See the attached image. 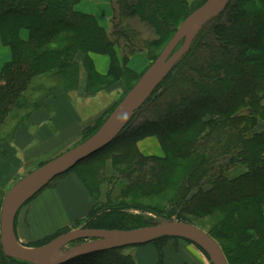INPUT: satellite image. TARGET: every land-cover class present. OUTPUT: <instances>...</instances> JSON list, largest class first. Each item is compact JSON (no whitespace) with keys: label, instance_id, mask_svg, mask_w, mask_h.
I'll return each instance as SVG.
<instances>
[{"label":"trees","instance_id":"obj_1","mask_svg":"<svg viewBox=\"0 0 264 264\" xmlns=\"http://www.w3.org/2000/svg\"><path fill=\"white\" fill-rule=\"evenodd\" d=\"M113 2L118 17L109 32L93 16L76 10L80 0H0V41L11 52L10 62L0 73L1 157L12 155L17 130L27 131L33 125L32 115L48 108V97L71 90L65 85L60 91L49 89L41 98L24 104L27 94L38 91L35 79L67 82L78 71L79 62L88 71L85 63L94 53L110 59L104 79L119 82L121 76H127L126 63L136 50L130 45L127 52L122 44L128 39L121 29L125 18L136 16L150 26L157 38L148 47L159 48L196 7L190 8L186 0ZM91 84L89 81L88 86ZM26 105L31 107L28 117L2 135L12 113ZM108 114L84 130L81 142ZM128 128L133 131L127 132ZM153 135L161 143L164 158L137 153L128 156L134 151L126 149L128 144ZM132 157L128 169L115 170L118 163L125 164ZM104 158L124 179L122 196L144 191L161 195L178 188L163 207H152L153 212L176 215L177 220L188 223L187 216L208 217L213 228L201 229L218 243L228 264H264V0H230L219 16L202 27L189 51L112 143L76 164H85L93 183L88 185L94 191L100 184L111 187ZM178 173L181 177L177 178ZM110 191L107 189L105 202L90 211L85 228L128 231L143 227L140 217L128 216L109 204ZM66 232L62 230L32 247ZM169 240L181 239L164 237L131 247L152 244L158 253L157 264H163L162 249ZM122 249L65 264H136ZM0 264L28 263L6 257L0 244Z\"/></svg>","mask_w":264,"mask_h":264},{"label":"water","instance_id":"obj_2","mask_svg":"<svg viewBox=\"0 0 264 264\" xmlns=\"http://www.w3.org/2000/svg\"><path fill=\"white\" fill-rule=\"evenodd\" d=\"M229 1L207 0L189 14L155 61L89 138L41 165L8 190L0 209V244L6 257L28 264H64L80 257L148 244L167 237L189 241L196 245L208 256L211 264H228L214 239L201 229L181 221H167L128 231L80 228L59 235L42 246L24 247L15 237L14 219L18 211L53 179L65 174L76 164L112 143L134 113L143 106L158 85L189 51L202 27L219 16ZM80 240L82 242L63 250Z\"/></svg>","mask_w":264,"mask_h":264},{"label":"rangeland","instance_id":"obj_3","mask_svg":"<svg viewBox=\"0 0 264 264\" xmlns=\"http://www.w3.org/2000/svg\"><path fill=\"white\" fill-rule=\"evenodd\" d=\"M81 1L82 0H80V3ZM113 1L114 0H83V10L91 12V14H88V15L93 16L100 27L110 32L114 28L113 21L116 20L118 17L117 14L114 12V2ZM186 1L188 2V5L192 9L196 5V7L190 12L191 14L193 11H195L200 6H202L207 0H186ZM184 19L180 21V23L177 25L175 32L180 26V24L184 21ZM121 29L124 30L128 36V39L126 42L122 40L124 49L128 52L130 45H133L136 49L134 52V55H132L126 63L125 68L128 70L127 76L126 75L125 77L121 76L120 80H118L119 82H114L112 79H104L105 76H100L94 71V67H93L94 65L92 62V58L90 57V55L94 53H90L88 55V62L85 63V66L88 68V71H86L85 67L82 66V63L79 62L80 66H79L78 71L76 70L72 74L71 79H69L67 82L64 81V82L56 83V81L51 80L48 77H41V78L35 79L34 85L38 87V91L27 94L24 99V104L25 103L27 104L31 100L34 101V100L41 98L43 94H46V92L49 89L55 88L57 91H60L61 89L64 88L63 85H65L66 88L71 89V90L68 92L55 93L56 95H54L51 98L48 97L45 100L48 108L47 109L45 108L42 110L47 111L49 109L48 102L50 100H54L58 95L68 94L73 100V106L77 110L81 118H87L90 116L98 118L101 115L104 118L106 117L107 112H109L108 114L109 116L110 113L118 105V103L123 99V97L128 93V91L139 80L142 74L147 70V68L155 61V59L158 57L160 52L163 50V48L166 46V44L169 42V40L172 38V36L175 33L174 32L170 36V38L166 41V43L162 45L161 47L149 48L148 47L149 44L151 43V41L153 42V40H156L157 36L155 35L153 29L147 24L141 22L138 17L132 16V17L125 18L121 23ZM116 52L117 54H120L119 50L117 49H116ZM154 57L155 59H153ZM109 67H110V64H109ZM93 73H96V74H93ZM135 78L136 79L138 78V79L136 80ZM83 79H85V89L83 92H79L80 81L82 82ZM89 81H91L92 83L90 86H88ZM110 84H112L113 86H111L110 88H108V90H106ZM30 111H31V107H28L27 105L25 108H23L20 111H14L12 113V116L6 121L5 127L1 131V134L5 136L8 132H10L15 127V125L20 119H23L24 116L28 117ZM31 129H32V126L29 129H27V131L29 132L31 131ZM22 130L23 128H19L17 131H22ZM126 131L132 132L133 130L128 128ZM130 141H134V140H130ZM80 143L82 142L79 141L72 147L66 149L61 154L72 149L73 147L77 146ZM13 145H14V142L11 144L12 146L11 149L13 148ZM126 149L134 150L132 151V154L129 153L128 156L134 155L137 153V155L141 154V156L143 157H157L159 159L164 158V153H163L161 143L158 137L154 135L144 136L136 140L135 142L128 144L126 146ZM116 150L120 152L123 151L122 149H116ZM11 152H12V155L8 154L9 158H12L14 156V150H10V153ZM8 155L3 156V158L6 160L7 159L9 160ZM58 156L52 157L50 159H46L44 162L40 164H35V165L26 161L27 159H24V160L22 159L23 162L20 161V164L19 163L17 164L19 165L18 167L20 168V170L17 172L15 171L16 169L14 170V168H11V167L9 168V166L8 167L4 166V168L0 167V170L3 173L0 175L1 177L0 179L1 203H2V200L5 194L8 192V190L12 186H14L20 179L30 174L32 171H34L41 165L45 164L46 162L52 159H55ZM100 159L101 158H97L98 161ZM131 160H133V157L125 161V164L118 163V166H116L117 169L115 170L124 171L128 169V167L130 166L129 163ZM113 161L116 162V160H113ZM84 166L85 164H79L74 169H72V171L77 172L84 180H86V182L89 185H93V183H91L89 180L90 178L89 174L85 171L86 168H84ZM110 168L111 167H109V169ZM177 172L180 173V171H177ZM179 173H178V176L176 175L177 178L181 177V174L179 175ZM109 174L111 175V178L107 179V182L110 180V184H111V187L110 185H108L109 187L107 186V189L111 190L109 204H111V206L112 205L118 206L119 209H122V212L128 216L140 217L142 221V223L140 224L143 226L140 228L154 226L159 223H163L167 221H180V220H177L176 215L169 216L166 214V212L164 214L157 213V212L155 213L153 212V208H152V207H163L169 200H171L174 197V195H176V191L178 188L168 189L164 191L163 193H161V195H158V194L148 195L147 192L144 191V194L142 193L138 194L135 192V193H132L131 195L129 194L128 197H125L124 195L123 196L121 195L122 190L125 188L124 179L121 176H119L117 172L113 170L110 171ZM138 206H141V207H138ZM0 209H1V206H0ZM185 219L190 222V223L188 222H185V223H188V224L192 223L191 225L199 229L202 228L203 230L210 231L213 228L212 222L208 219V217L194 218L192 216H187L185 217ZM181 222H184V221H181ZM188 244L195 246L198 249L199 254L206 260L207 264H211L208 256L204 254V252L199 247H197L196 245L192 243H188ZM73 245L74 244L72 243V245L70 244L68 247H66L63 250H67ZM224 245L226 246L225 243ZM22 246L32 247V246H25V245H22ZM136 250H138V247L130 246V247H124L122 249V252L125 254H130L133 257H135ZM233 264H237V263L234 262Z\"/></svg>","mask_w":264,"mask_h":264},{"label":"crops","instance_id":"obj_4","mask_svg":"<svg viewBox=\"0 0 264 264\" xmlns=\"http://www.w3.org/2000/svg\"><path fill=\"white\" fill-rule=\"evenodd\" d=\"M76 10L91 14L83 10V0ZM90 57L94 71L100 76H106L109 71V58L98 54H91ZM10 60V50L0 41V73ZM84 89L85 79L80 81L79 92ZM48 105L47 111L34 113L31 131L16 132L12 148L15 157L7 161L0 156V167L9 166L17 172L20 170L17 164L24 159L35 165L58 156L81 141L84 130L96 119L92 116L81 118L68 94L58 95ZM101 160L103 158L99 161ZM104 161L105 175L110 179L111 164L108 159ZM1 174L3 173L0 170ZM56 178L18 211L14 219V234L21 245L32 246L62 230L69 232L85 228L90 211L94 206L105 202L107 184L98 185L94 191L86 180L73 171ZM162 255L163 264H207L198 249L183 240H169L163 246ZM134 259L136 264H157L158 253L155 246L149 244L138 247Z\"/></svg>","mask_w":264,"mask_h":264}]
</instances>
